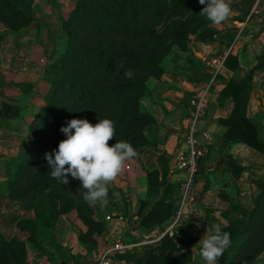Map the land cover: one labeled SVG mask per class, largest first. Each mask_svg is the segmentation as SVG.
I'll return each instance as SVG.
<instances>
[{
	"label": "trees",
	"instance_id": "16d2710c",
	"mask_svg": "<svg viewBox=\"0 0 264 264\" xmlns=\"http://www.w3.org/2000/svg\"><path fill=\"white\" fill-rule=\"evenodd\" d=\"M29 1L0 0V24L15 30L34 26L36 20L40 27L43 22L32 16ZM198 6H202L199 0H74L61 22V31L67 36L66 48L44 70L50 83L43 96L46 103L30 123L29 139L20 145L18 155L6 163L8 197H15L13 189L18 194L24 190L22 199L29 208H34L37 217L13 219L19 233L9 240L0 232V264H9L8 260L25 264L23 237L39 247L41 240L54 229L59 216L71 208L66 205L62 210L56 209L55 200H63L65 196L63 191L62 195L50 196V188L56 189L57 185L44 158L46 152L56 149L66 138L60 128L66 126L67 121L78 118L96 124L99 119H111L116 133L110 145L123 140L138 151L148 144L143 129L151 117L138 107L148 76L163 72L159 62L172 45L187 50L189 32H196L200 42L211 40L214 35L215 30L205 27V17L196 12ZM250 8L251 5L245 16ZM224 65L234 74L240 69L233 55L225 58ZM129 70L130 78L125 75ZM17 86L26 89L23 83ZM251 89V72L242 78L230 79L217 100L222 105L231 96L234 106L231 113L219 121L227 126L225 139L239 134L242 142L264 156V137L255 122L246 117ZM13 114H17L16 111ZM158 159L160 169L147 172L148 187L141 203L142 207L149 206L142 219L147 227L168 219L175 210L171 196L175 185L167 179L169 166L164 156ZM227 159L229 170L236 175L242 172L243 167L231 156ZM74 183L81 185L76 179ZM253 184L255 192L250 209L242 205L238 195L226 197L228 206L219 213L226 224H218L212 218L222 232L230 233L231 244L219 259L222 264H252L264 251V175L254 179ZM206 211L208 217L210 209ZM48 215H51L50 220L40 222L42 226L38 229L39 221ZM91 215L88 211L78 217L91 227ZM215 223H208L209 228ZM184 225L189 231L179 228L175 234L182 245L198 237L196 229L190 224ZM173 248L171 237L166 234L156 245L148 247L145 256L136 259L134 264H204L194 260L190 250L172 253L169 250Z\"/></svg>",
	"mask_w": 264,
	"mask_h": 264
},
{
	"label": "crops",
	"instance_id": "0c3cea01",
	"mask_svg": "<svg viewBox=\"0 0 264 264\" xmlns=\"http://www.w3.org/2000/svg\"><path fill=\"white\" fill-rule=\"evenodd\" d=\"M253 2L254 0H228L232 9L231 16L220 25L211 24L212 29L215 30L210 40L214 51L210 55L211 61L215 63L223 59V65L219 67V74L217 73L214 83L215 88L212 92L209 90L208 105L197 123L201 131H207L210 134V139L201 138V141L207 142L209 153L200 163L199 177L189 201L186 200L181 208L178 222L171 227L175 221L173 217L180 209L177 197L179 198L180 194L179 182L184 177L183 172L175 166V159L182 149L180 131L184 128L187 115L184 114L188 106L182 99L183 93L180 95V100L185 108L181 104L179 108L172 102L167 107L166 114L163 112V116H157V139L138 149L139 156L134 159L135 163H126L125 185L123 187L119 185L123 188L122 195L119 194L118 200L114 199L111 214H106L104 219L97 214H92L89 221L91 227L88 223L81 221L76 213L60 215L54 224V229L41 240L39 247L23 237L26 251L25 264H92L104 252L109 254L111 264H134L136 259L145 256V250L148 247L156 245L166 234L171 237L174 244L170 252L177 253L181 249H188L194 260L206 264L199 255V246L195 251L192 250L209 228L208 223H215L212 220L215 218L218 224H226L219 214L228 206L226 197L238 195L242 205L250 209L253 205L251 197L255 192L253 180L264 175L261 171L264 169L262 154L242 142L239 134L229 139L224 138L227 126L219 120L231 113L234 106L232 97H227L222 105L217 100L220 90L230 79H239L251 72L252 89L246 104V117L255 122L259 134L264 137V10L254 15L252 21L243 30H240L243 19L241 18V21L238 17L241 13L245 16ZM47 16L49 17L45 19L38 18L43 22L40 27H37L38 21L34 20V26L28 28L45 30L46 25L52 28L56 19H53L50 13ZM201 44L209 46L210 42H201ZM228 55H233L237 59L240 69L235 74L232 69L224 65ZM26 68H28L27 64L22 63L16 70L12 69L13 74L1 68L0 84L1 78H4L3 75L13 77L17 81L18 77H23L30 70L33 71L29 68V71H26ZM5 122H1L4 127H6ZM1 132L0 130V134ZM10 145V140L0 138V158L11 149ZM161 155L167 160L169 166L167 179L175 185L171 194L175 210L168 219L147 227L142 224V219L149 206L142 207L141 204L146 197L147 172L160 169L158 158ZM228 156L243 167L238 175L229 170L231 166H228ZM250 157L254 158L255 162L247 163L246 158ZM13 202L7 192L0 189V213L2 214L0 232L5 240L19 233L15 223L9 221L7 217L15 207ZM206 209H210L207 218ZM186 223L198 231V237L182 245L181 239L175 238V234L179 228L182 231H189L184 225ZM263 256L264 252L257 259H263ZM8 261L9 264H14L11 260ZM218 264H222L220 260Z\"/></svg>",
	"mask_w": 264,
	"mask_h": 264
},
{
	"label": "rangeland",
	"instance_id": "374dc122",
	"mask_svg": "<svg viewBox=\"0 0 264 264\" xmlns=\"http://www.w3.org/2000/svg\"><path fill=\"white\" fill-rule=\"evenodd\" d=\"M73 3L74 0H30L28 2L33 17L45 19L49 17L47 14H52L53 19H56L55 25L52 28H48V25H46L47 29L40 30L29 29L28 27L23 26L18 29L16 28L15 30H10L5 25L0 24V69L4 68L6 71L12 72L13 74L14 71L12 69L16 70L22 63H25L29 70H33L29 71L28 68H26V71H29V73L23 77H18L17 81L13 77L10 78V76L7 75H3L4 78H1L0 130L2 132L0 138L7 141L10 140L11 143L9 147L11 149L9 151L7 150V154L3 156L4 159L3 157L0 158V189L5 190L6 192L9 188V185L7 184L6 163L8 161L11 162L12 159L18 155L20 145L29 139L30 123L39 112L40 107L46 103L43 96L49 90L50 83L46 80L44 70L59 56L60 53L64 52L66 48L67 36L61 31V22L63 18L67 17L68 12L73 7ZM205 6L206 5L198 6L195 9L196 12L200 13ZM238 17L240 20L241 18L244 19L242 13ZM205 22V27L212 28V23L208 21L206 17ZM195 35L196 32L194 31L188 33L189 40L186 42L187 50H182L177 44L172 45L171 49L160 59L159 63L163 72L158 76H148L145 82V90L142 96L139 97L138 107L142 113L151 117L148 119V124L143 129V133L146 136L148 143L157 139V116H163V112L166 114L168 112L167 107H169L172 102H174V105L179 108L180 104L185 108V105L180 100L181 93H183L182 99H184V103L186 101L188 105L184 115H188L189 112L192 111L189 104L190 99L199 94L208 83H210L209 89L211 92L212 89L215 88V78L213 79V75L216 69L210 57L211 52L213 51L211 41L210 39L205 41V43L210 42L209 46L202 45L201 42L196 39ZM217 73L219 74V72ZM18 83L25 84L26 89L23 90L17 86ZM175 97L176 101H174ZM15 111L17 114H13ZM4 121H6V127L1 125V122ZM1 127L4 128L1 129ZM207 145L208 144H206V146ZM208 151L207 148L205 156L208 155ZM205 156H203L198 162V172H196L194 176L189 192L185 194L187 195V198L181 193L179 194V198L177 197V200H179V206L186 200L187 202L189 201L192 195V189L194 188L200 174V163ZM134 159L135 158L128 161V163H135ZM246 159L247 163L255 162L254 158L250 157ZM261 171L264 173V169ZM184 179L185 176L180 182H183ZM68 181V184H61L56 180V189H52L51 187L49 190L50 196H53L54 193H57L56 195H62L64 192L63 194L65 198L63 197V200L60 198L55 200L56 209L61 208L62 210L66 205H71L70 210L61 215L69 213L86 215L89 211L91 214H97L102 219H104L106 214H111V211L113 210V192L121 194L123 188H120L119 185H121V187L125 185L123 170L115 183L109 185L107 205L100 207L99 204L89 205L83 199V196L81 195L83 191L81 185H76L74 179L70 175H68ZM13 191L15 192V197L11 200L14 201L13 205L15 207L13 208V211L7 215L9 221L13 222V219L17 218L23 219L22 217H37L34 208H29L27 201L22 199L24 190L19 194L18 191H15L14 189ZM50 208L52 209L53 206ZM1 215L2 214L0 213V216ZM50 217L51 215H48V217L43 216V221H39L38 223V229L41 228V223L49 221ZM174 218L175 217H173V219ZM14 223L15 226H17V222L15 221ZM18 230L17 227V231ZM262 258L263 259L256 258L252 264H264V256Z\"/></svg>",
	"mask_w": 264,
	"mask_h": 264
},
{
	"label": "clouds",
	"instance_id": "9594fccd",
	"mask_svg": "<svg viewBox=\"0 0 264 264\" xmlns=\"http://www.w3.org/2000/svg\"><path fill=\"white\" fill-rule=\"evenodd\" d=\"M199 3L206 5L200 14L213 25H220L231 16L228 0H199ZM125 75L130 78L131 70ZM60 131L66 138L59 142L56 149L44 154L51 177L61 184H68L70 174L81 182V195L89 205L106 206L109 185L115 183L128 161L139 156L138 151L123 140L109 144L116 133L111 119H99L92 124L87 119L73 118ZM112 195L118 200L119 193L113 192ZM230 244V233L222 232L220 225L215 224L211 229L207 228L192 251L199 246V255L206 264H218Z\"/></svg>",
	"mask_w": 264,
	"mask_h": 264
},
{
	"label": "built area",
	"instance_id": "2783aa9c",
	"mask_svg": "<svg viewBox=\"0 0 264 264\" xmlns=\"http://www.w3.org/2000/svg\"><path fill=\"white\" fill-rule=\"evenodd\" d=\"M263 8L264 0H254L248 14H246L242 21L240 30H243L245 26H248L252 21L253 16L262 11ZM214 65L216 71L213 75V79L216 78L219 67L223 65V59L217 60ZM209 87L210 83L206 84L199 94L190 99L189 104L192 111H190L185 117L184 128L180 131V143L182 145V149L175 159V166L181 170L185 176L184 181L180 182L179 186L180 193L182 195L184 194L185 198H187V195L185 194L189 192L190 185L194 180V176L196 172H198V162L207 153V142L201 141V138L210 139V134L207 131H201L197 123L208 105V94L210 90ZM185 202L180 204V209L176 211L175 221L171 227L177 223V220L181 214V208ZM107 218H109V216H107ZM92 264H111L109 254L107 252L101 253L98 259Z\"/></svg>",
	"mask_w": 264,
	"mask_h": 264
}]
</instances>
